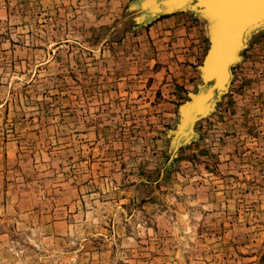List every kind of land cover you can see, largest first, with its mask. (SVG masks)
<instances>
[{"label":"rangeland","instance_id":"374dc122","mask_svg":"<svg viewBox=\"0 0 264 264\" xmlns=\"http://www.w3.org/2000/svg\"><path fill=\"white\" fill-rule=\"evenodd\" d=\"M168 0H0V264H264V27L201 119L211 25Z\"/></svg>","mask_w":264,"mask_h":264},{"label":"bare ground","instance_id":"6f19581e","mask_svg":"<svg viewBox=\"0 0 264 264\" xmlns=\"http://www.w3.org/2000/svg\"><path fill=\"white\" fill-rule=\"evenodd\" d=\"M194 4L202 13H207L209 5L217 10L202 14L211 25V35L217 29V18L220 16L226 24V33L225 44L206 74L208 85L204 98L194 103L189 113L210 109L229 89L233 78L232 69L238 56L247 47L252 34L264 27V0H207Z\"/></svg>","mask_w":264,"mask_h":264},{"label":"water","instance_id":"95a60500","mask_svg":"<svg viewBox=\"0 0 264 264\" xmlns=\"http://www.w3.org/2000/svg\"><path fill=\"white\" fill-rule=\"evenodd\" d=\"M200 1H207V0H190V1H186V0H168L167 2V8H169V12H182L185 11L187 9H190L194 12H196L197 14H205L202 13L203 11L200 10V8L198 6H196L194 4V2H197L198 4H200ZM192 6V7H190ZM216 10L215 8L211 7V5H209V9H207V13L206 14H210V12ZM217 11V10H216ZM212 13V12H211ZM226 24L223 21L222 16L217 18V29L215 30L214 33H212L213 35H211L210 37V48L204 58V62H203V66H202V80H203V84L205 83V85L200 86L198 89V92L196 95H192L191 96V101L187 102L182 109V113H183V117L185 121H189V120H194V119H201L204 116H206L207 114H209L211 111L214 110L215 105L217 104V102L220 100V98L213 103L212 107L208 110H202V111H193L192 113L189 111L192 108V105L194 103H197V101H200L201 99L204 98V93H205V88L208 85V81L206 79V74L208 72V69L210 67V65L215 61L216 56L220 53V49L222 46H224L225 42H224V37H225V33H226ZM234 59V58H233ZM238 59L236 60V63L238 62ZM233 77V75H232ZM228 92V90L224 93L226 94ZM222 94V95H224Z\"/></svg>","mask_w":264,"mask_h":264}]
</instances>
